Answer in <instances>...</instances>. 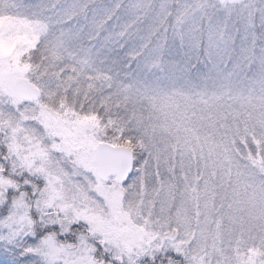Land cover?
I'll return each instance as SVG.
<instances>
[{"label":"snow or ice","instance_id":"snow-or-ice-1","mask_svg":"<svg viewBox=\"0 0 264 264\" xmlns=\"http://www.w3.org/2000/svg\"><path fill=\"white\" fill-rule=\"evenodd\" d=\"M0 264H264V0H0Z\"/></svg>","mask_w":264,"mask_h":264}]
</instances>
